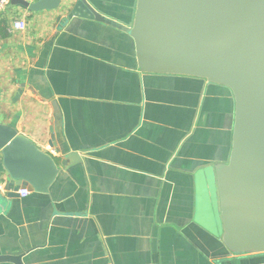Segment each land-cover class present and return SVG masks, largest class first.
Wrapping results in <instances>:
<instances>
[{
	"label": "crops",
	"instance_id": "crops-1",
	"mask_svg": "<svg viewBox=\"0 0 264 264\" xmlns=\"http://www.w3.org/2000/svg\"><path fill=\"white\" fill-rule=\"evenodd\" d=\"M87 1L132 25L136 0ZM66 13L9 4L0 12V123L59 168L48 192L24 183L21 196L0 161L4 193L19 194L0 211V255L23 254L24 264H264V252H230L199 217L201 180H213L218 197L214 168L230 156L231 90L142 72L127 33L77 17L60 25Z\"/></svg>",
	"mask_w": 264,
	"mask_h": 264
},
{
	"label": "water",
	"instance_id": "water-1",
	"mask_svg": "<svg viewBox=\"0 0 264 264\" xmlns=\"http://www.w3.org/2000/svg\"><path fill=\"white\" fill-rule=\"evenodd\" d=\"M12 5L35 12L64 7L67 13L56 18L60 25L77 17L127 33L142 72L200 77L228 87L235 101L232 146L228 162L214 168L220 224L211 229L232 253L264 252V0H136L131 26L87 0H11ZM48 130V145L57 149ZM0 161L14 186L26 183L35 192H48L59 171L45 148L2 123ZM14 195L19 194L0 192V211ZM22 257L0 255V263L24 264Z\"/></svg>",
	"mask_w": 264,
	"mask_h": 264
},
{
	"label": "rangeland",
	"instance_id": "rangeland-1",
	"mask_svg": "<svg viewBox=\"0 0 264 264\" xmlns=\"http://www.w3.org/2000/svg\"><path fill=\"white\" fill-rule=\"evenodd\" d=\"M202 189V205L200 210V220H202L207 227L219 226V213H218V197L215 192L214 181L209 179L205 182L201 180ZM216 223H215V222Z\"/></svg>",
	"mask_w": 264,
	"mask_h": 264
},
{
	"label": "built area",
	"instance_id": "built-area-1",
	"mask_svg": "<svg viewBox=\"0 0 264 264\" xmlns=\"http://www.w3.org/2000/svg\"><path fill=\"white\" fill-rule=\"evenodd\" d=\"M11 0H0V12H2L5 7L10 3ZM29 3H33L36 2L38 0H26ZM12 25L15 29H22L24 24L21 20H14L12 22ZM0 192L4 193V184L3 182L0 180ZM19 194L21 196H26L29 194V190L27 188H21L19 189Z\"/></svg>",
	"mask_w": 264,
	"mask_h": 264
}]
</instances>
